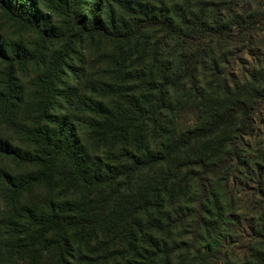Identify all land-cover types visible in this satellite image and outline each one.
Returning <instances> with one entry per match:
<instances>
[{"label": "trees", "instance_id": "obj_1", "mask_svg": "<svg viewBox=\"0 0 264 264\" xmlns=\"http://www.w3.org/2000/svg\"><path fill=\"white\" fill-rule=\"evenodd\" d=\"M151 1L62 2L76 30L67 37L48 29L35 1L0 0L40 38L36 49L14 45L10 54L0 41L9 62L1 103L19 100L17 65L39 63L50 44L68 45L43 61L27 141L0 140L1 155L35 167L21 176L0 169L5 197L58 264L76 239L98 246L88 264H264V132L255 118L264 110V0ZM88 3L89 15H78ZM87 36L105 69L94 84L100 98L80 103L92 113L83 139L69 117L50 110L56 97L82 99L88 70L68 59L71 43ZM64 67L78 85L61 90ZM185 113L192 126L180 124ZM240 178L254 184L252 236L244 258L219 259L211 240L239 222L228 210L240 200L231 179ZM33 191L42 203L28 204Z\"/></svg>", "mask_w": 264, "mask_h": 264}, {"label": "rangeland", "instance_id": "obj_2", "mask_svg": "<svg viewBox=\"0 0 264 264\" xmlns=\"http://www.w3.org/2000/svg\"><path fill=\"white\" fill-rule=\"evenodd\" d=\"M37 5V16L45 18L48 21V29L61 32L69 37L72 33H76L74 29L73 14L66 10L62 2L68 0H33ZM104 0H93L95 5L103 3ZM129 1V0H128ZM137 1V0H136ZM152 3V1L150 0ZM92 4L78 9V15H89V8ZM75 16V14H74ZM39 35L33 29L32 26L23 22L17 21L0 9V41L3 43L4 53L10 54L9 50L14 45H24L26 48L33 50L39 46ZM74 40V38H73ZM64 46H67V42H56L50 44L43 50V58L39 63L33 64H20L16 67V82L18 85V97L19 100H15L16 105L13 107L9 104L0 102V140L9 142L14 146L22 145L24 141H27L26 135L28 130L34 128L37 120L35 107L32 105L33 91H35V84L38 82L40 76L45 70L44 64L47 63L53 51L60 50ZM72 52L69 55L68 64L76 65L88 70V77L85 78L86 87L82 91L80 87V95L83 94L82 99L76 105H70L68 99L61 97L55 98V108L50 110L52 115H64L69 117L70 121L74 125L81 129L83 139L88 136L90 131V117L91 112H84L80 106L81 102L85 99H92V97L100 98V93L97 92V86H94L98 82L99 75L105 69V65L101 63L100 51L98 52V44L93 43L90 38L85 37L82 42L71 43ZM101 50V49H100ZM98 52V53H97ZM249 59V63L252 62L251 56H246ZM85 60L87 65H82L81 61ZM45 61V63H43ZM9 66V62L5 57H0V92L4 89V84L7 80L6 72ZM239 69V67H235ZM64 74L60 75L59 87L62 90L64 87L67 89V85H78L76 78L67 67L63 69ZM93 87V88H92ZM71 90V88H69ZM60 91V90H59ZM67 91V90H66ZM84 95H86L84 97ZM80 110H79V109ZM51 115V116H52ZM53 118V117H51ZM256 118V127L264 132V110H262ZM194 117L188 113L183 115L180 124L185 126H192L194 124ZM35 167L24 166L17 163L11 158L4 157L0 154V169L8 171L12 175L21 176L29 172H34ZM230 189L236 196V206L228 210V213L233 215L232 218L239 222L229 223L230 227H237L238 231L234 232L230 227H226L219 235H216L211 240L214 241V245L211 247L213 251H216L214 255L223 259V257L233 256L234 259H242L247 252V245L249 237H251V231L249 228L250 217H252V207L247 203L251 197V189L254 187L253 182L246 181L245 178H240L239 181L230 182ZM5 182L0 177V264H58L51 252L46 250V240H40L34 243L33 232L29 227L25 225L24 221H20L17 217V211L21 208L18 204L17 208H13L11 203L9 204L8 198L5 197L4 191ZM44 196L39 192H31L27 196L28 204L42 203ZM20 221V222H18ZM232 221L231 218L228 220ZM15 223H18V228ZM22 224L21 226L19 225ZM50 237L48 236L47 239ZM47 245V244H46ZM97 245L92 241L89 245L82 240H74L71 246L67 247L64 255V264H88L85 260L96 259ZM205 248L201 249V253ZM95 255V256H94Z\"/></svg>", "mask_w": 264, "mask_h": 264}]
</instances>
